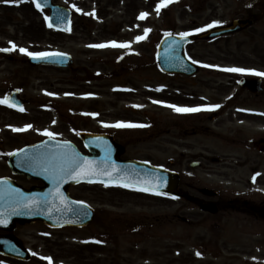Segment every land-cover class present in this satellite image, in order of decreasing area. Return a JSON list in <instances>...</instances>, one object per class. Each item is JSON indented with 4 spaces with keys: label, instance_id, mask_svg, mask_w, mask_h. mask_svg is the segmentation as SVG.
I'll return each instance as SVG.
<instances>
[{
    "label": "rangeland",
    "instance_id": "obj_1",
    "mask_svg": "<svg viewBox=\"0 0 264 264\" xmlns=\"http://www.w3.org/2000/svg\"><path fill=\"white\" fill-rule=\"evenodd\" d=\"M15 1L19 6L30 0ZM58 1L76 14L70 31L64 34L50 31L44 14L33 6L14 8L7 5L11 3L0 0V47L11 48L13 43L17 46L13 50L16 54L9 53L0 59V89L24 86L28 99L23 111L0 109V140L7 152L18 149L26 140H42L47 136L41 133L48 130L55 138L68 139L89 154L78 132L108 131L125 146L122 158L148 160L167 167L172 166L170 160L173 159L175 166L171 168L182 172L186 170L182 155L185 141L198 147L199 136L194 132L181 135L174 131L175 126L182 122L196 123V117L191 115L186 119L185 113L166 105L188 108L220 105L213 111L264 113V91L254 96L237 83L241 75L253 74L221 70L243 68L264 73V0H172L159 14L155 9L161 0ZM142 12L147 13V17L138 19ZM249 14L255 17V22L247 30L218 39L197 40L187 47L188 56L205 68L202 75L195 76L193 83H199L201 78H212L211 85L193 86L185 77L167 76L154 68L158 41L169 31L195 32L213 22H217L215 26L226 25L237 18H248ZM144 29L150 32L137 42V36L145 35ZM101 42L129 46L89 47ZM20 46L30 48V52L55 46L73 54L74 66L32 68L18 60ZM192 89L199 95L187 99L186 91ZM118 122L139 126H104ZM242 124L230 125L249 127L246 129L252 137L257 132L264 135V125L260 129L254 123ZM26 125L32 128L23 132L12 130ZM204 145L213 146L212 137L206 135ZM200 147L188 153H196ZM235 153L239 155L240 150L236 149ZM244 153L250 159L256 158L254 151L248 148ZM260 163L259 172L264 177V159ZM251 165L257 168L256 161ZM231 172L252 174L244 169ZM192 173L212 184V175H206L205 171L197 169ZM0 176L17 178L27 187L42 184L24 175H14L7 158L1 155ZM251 188L253 195L261 194L255 192V185ZM261 189L264 195V187ZM69 190L71 196L94 207L95 217L89 225L54 229L35 221L17 223L10 231L36 255L40 254V259L44 257V261L56 260L57 256L56 264H62V258L76 260V264H101L106 259L109 264L264 263V235L248 227L245 235H230L231 243L225 247L214 241L215 236L207 226H200L204 224H181L176 216L188 217L196 209L165 194L155 195L117 185L77 184ZM141 223L143 229H137ZM217 232L219 239L222 238L223 232L219 229ZM0 264L17 263L0 255Z\"/></svg>",
    "mask_w": 264,
    "mask_h": 264
},
{
    "label": "flooded vegetation",
    "instance_id": "obj_2",
    "mask_svg": "<svg viewBox=\"0 0 264 264\" xmlns=\"http://www.w3.org/2000/svg\"><path fill=\"white\" fill-rule=\"evenodd\" d=\"M58 43L62 42L58 41ZM3 53V51H0V59H4ZM24 60L27 61L26 58ZM208 64L212 65L214 63L208 62ZM204 69L203 66H200L196 75L192 77L184 76L186 81L193 86L200 85V83L211 85L213 83L212 78H201L199 83H193L195 76L202 75ZM211 72L209 71V73ZM215 74L214 76H216ZM15 89L12 86L1 88L0 98L15 96L16 99L22 101L24 108L28 104L24 86L18 85ZM186 93L188 94L187 99H195L199 95V92L193 89L186 91ZM194 95L195 97H189ZM2 108L10 110L0 105V109ZM10 111H13V109ZM19 113L26 114L27 112ZM192 115L196 117V123H178L174 130L181 133V135L182 132L187 134L194 132V135L199 136L196 145L201 146L199 151L191 155L188 152L198 147H193L191 142L186 141L183 146L182 155L187 171L181 173L180 189L182 197L180 200L182 205H190L196 210L189 213L188 217L179 214V219L184 225L204 224L200 226L214 228V234L216 235L214 241L218 240V244L225 247L231 243V240H229L230 235H245L248 232V227L254 229L258 234L264 235V195H261V188L264 187V177L262 173H258L261 166L259 161L264 159V152L259 150L258 145L264 139V135L252 137L246 129L247 126L230 125L237 122L238 124L240 122L247 123L249 126L253 123L260 125L262 119H264V113H196ZM190 116L185 114L186 119H189ZM205 131L209 132L205 133ZM18 135H21V133ZM206 135L212 137L213 146L204 145ZM29 142L33 141L26 140L19 148L34 144ZM247 148L254 151L256 158L250 159L249 155L244 153ZM236 149L240 150L239 155L235 153ZM11 154L12 152H7L4 149L3 142L0 140V155H8V161ZM252 161L257 163V168H252V171L256 172L254 175L247 173L233 174L231 172L240 171L241 169L251 172ZM170 163L175 164V161L172 159ZM194 169L203 170L208 176L212 175V184L196 177V174L192 173ZM253 177H255L254 180ZM253 185H255V192L261 194L253 195L251 188ZM205 187L215 190L216 194L204 193L202 189ZM208 207L210 210H208ZM231 220H235V222H231ZM218 229L223 232V237L220 239ZM56 258L59 259L57 256ZM33 259L25 263H33ZM64 260H67L68 264L76 262V260L71 261L67 258ZM15 262L19 261L15 260ZM108 262L106 259L101 261V264H109ZM36 264H40V254H38Z\"/></svg>",
    "mask_w": 264,
    "mask_h": 264
},
{
    "label": "water",
    "instance_id": "obj_3",
    "mask_svg": "<svg viewBox=\"0 0 264 264\" xmlns=\"http://www.w3.org/2000/svg\"><path fill=\"white\" fill-rule=\"evenodd\" d=\"M55 13L57 8H54ZM57 24H63L57 17L54 20ZM250 25V21H240L236 20L234 21L230 26L226 28L221 29H215L210 30L206 34H203L198 37H192V38H184L181 39V37L177 36H167L165 37L162 42L159 45V53L157 57V61L159 64V67L164 72H176V73H191L197 70V68L192 64L184 55L183 48L186 43H188L191 40H194L196 38H210L215 37L221 34H227L231 32H235L238 30H241L247 26ZM42 63L47 62L46 60L40 61ZM51 63H60L58 60L50 61ZM62 64H66V61L62 62ZM61 64V65H62ZM262 81L260 79H243L241 84L244 87H248L252 92H259L262 89L261 86ZM85 142H87L86 138L87 135H83ZM63 142L54 141V140H46L43 143H40L39 150H36L35 148H30L28 152L30 158L29 160V166L28 168H36L39 163L40 166L47 161L49 158L54 157V155L57 153V151H62L58 147L59 144H62ZM46 145V146H45ZM112 146H109L107 148L101 147L99 148L100 153L98 154V157H85L80 155V153L76 150V148L71 144L72 150L75 151V153L82 158H87L88 161H92L94 166L98 168H104L108 167L109 170L112 169V166L115 167L117 171H113L112 175L117 177L116 180L109 181L107 176L101 177L100 179H103L105 182H119V177L124 176L125 181L132 180V181H138L140 186H148L152 187L154 184H159L160 187L158 191H165V192H172V194L177 195L176 189L178 187L179 179L178 176L168 172L167 170H164L162 168L154 167L146 163H138L133 161H122L119 159V155L121 154L120 149L116 146L111 144ZM260 149L264 150V141L260 144ZM96 153V152H95ZM40 158V161L36 158ZM17 158L11 159V164L13 167H15V163H17ZM49 163V161H47ZM16 167H21V164H16ZM15 167V168H16ZM46 170H40V175L43 176L42 173H45ZM65 182L62 184L56 185L57 183L47 182V186L44 190H42V193L33 194L34 199L39 202V207H32L34 210L29 212H21L16 211L15 213L8 212L6 209V206H3V209L0 210V221L4 222V219H6V222L9 223L10 217L12 215H15L14 219H36V218H42L46 220L47 222L53 224V225H63L66 223L69 224H75V225H83L88 223L91 219V212L87 210V207L84 205H80L77 203H69L66 207L61 204L59 200V207H55L57 204L56 200L53 201V196L55 195V192L57 190V187L61 193H63L64 197L67 199V201H72L68 198V187L72 183H77L75 179H73L72 176H68L65 179ZM80 181H86L85 178H81ZM60 182V181H59ZM145 182H148L145 184ZM51 194V195H50ZM31 196L32 194H28ZM39 198V200H37ZM45 200L47 202H45ZM43 204H46L48 207H50V210L44 211V208L42 207ZM82 206L79 209L74 206ZM42 207V208H40ZM54 207V208H52ZM40 208L39 211H36L35 209ZM66 211L67 216L65 215L63 219L62 217H59V212ZM12 213V214H11ZM76 213L77 216H74L73 214ZM7 223H2V226H6ZM11 228V226H10ZM17 245L20 246L19 242ZM16 246V244H11L9 242H5L0 240V249L4 253H9L15 256L28 258L26 253H23L20 247ZM18 247V248H17Z\"/></svg>",
    "mask_w": 264,
    "mask_h": 264
},
{
    "label": "snow or ice",
    "instance_id": "obj_4",
    "mask_svg": "<svg viewBox=\"0 0 264 264\" xmlns=\"http://www.w3.org/2000/svg\"><path fill=\"white\" fill-rule=\"evenodd\" d=\"M5 3H13L15 0H4ZM31 2L34 4L37 10L42 11V5L39 2V0H31ZM172 0H161V3L157 4L155 11L157 14L160 13L162 8H165L170 4ZM79 11V9H77ZM147 13H141L138 19H145L147 17ZM46 21H50L49 17H45ZM217 22H213V24H209L204 28H198L195 30V32H203L206 31L208 28H212L216 25ZM48 27L51 28L53 27V24L51 22L48 23ZM67 30V29H65ZM150 32V29H144V36H137L136 40L137 42L145 39L147 33ZM193 33L190 32H182L180 33L181 39L187 38L189 35H192ZM166 35H171V33H168ZM11 43V42H10ZM128 47L129 45L127 44H118L116 42H110L109 44H98V45H89V47H98V48H103V47ZM17 46L13 43L11 48H0V51L3 52H9L16 50ZM20 53L23 55H26L30 57L33 60H47L51 58L52 56H62V53H48V52H30L27 51L24 48L19 49ZM193 63H196L193 61ZM207 67V66H206ZM222 71L226 72H235V73H245V72H251L253 75H260L264 76V73L256 72L255 70H246L243 68H226V69H221ZM159 90V89H158ZM8 97H4L3 99H0V104L7 103ZM153 103H161L159 101H153ZM9 107H12L13 105L11 103L8 104ZM168 107L173 108L176 112L178 113H193V112H199V111H213L216 108H219L220 105H213L205 108H200V107H194V108H188V107H179L175 105H166ZM134 107H139V106H134ZM20 111H23L22 108L19 109ZM92 115H98V114H92ZM105 127H117V128H124V127H137L139 125H133V124H126L123 122H118L115 125H104ZM32 128V125H26L24 128H14L12 129L13 131L16 132H23L27 131ZM42 135H45L49 137V139H54L55 134L51 131L45 130L44 132L41 133ZM46 146V145H45ZM58 147L62 149V151L56 153L53 157L52 160V167L51 171L53 173V179L59 184V181L64 180L68 176H72L73 179H75L77 182H80L81 178H85L86 182L92 183L95 180H98L100 183H103L105 187L108 186V183H106L103 179H100L101 177L107 176L109 181L116 180L117 177L113 176L112 173L113 171H117L114 166H112V169L109 170L108 167L104 168H98L94 166L92 161H88L87 158H82L79 157L74 150H72L71 143L69 141H64L62 144H59ZM46 171L49 169L46 168ZM255 177H253V180ZM148 182H145L147 184ZM120 187L124 188H130L132 190H137V191H143V192H149L152 191L153 194L155 195H161L162 193L159 192L158 189L160 187L159 184H154L152 187L148 186H140L138 181H132L128 180L125 181L124 176L119 177V182L118 185ZM22 195V194H21ZM51 195V194H50ZM53 201H55L57 198L60 199L61 204H63L65 207L69 203H77L83 205V202L81 201H76V202H71L67 201V199L64 197L63 193H61L57 187V190L55 192V195L52 197ZM45 202H47L45 200ZM24 206L25 207H39V202L36 201L35 199H29V198H24ZM0 223H3V221H0ZM33 255H36L33 253ZM199 255V253H197ZM41 259H45L44 257H41ZM50 261V258H48ZM51 264V261H50Z\"/></svg>",
    "mask_w": 264,
    "mask_h": 264
}]
</instances>
